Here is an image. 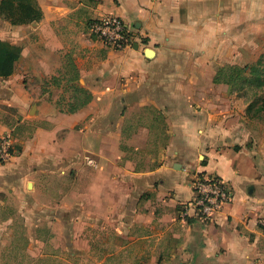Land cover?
<instances>
[{"label": "crops", "instance_id": "obj_1", "mask_svg": "<svg viewBox=\"0 0 264 264\" xmlns=\"http://www.w3.org/2000/svg\"><path fill=\"white\" fill-rule=\"evenodd\" d=\"M104 15L130 47L89 34ZM263 58L264 0H0V245L31 264H264L262 99L219 78ZM195 173L232 188L207 222L178 216Z\"/></svg>", "mask_w": 264, "mask_h": 264}, {"label": "built area", "instance_id": "obj_2", "mask_svg": "<svg viewBox=\"0 0 264 264\" xmlns=\"http://www.w3.org/2000/svg\"><path fill=\"white\" fill-rule=\"evenodd\" d=\"M88 32L105 47L122 50L132 44L133 30L120 17L104 15L90 22ZM13 154V142L10 134L0 138V162L7 161ZM86 163L95 167V161L84 156ZM192 196L178 207V216L207 222L211 215L232 199V188L227 180L217 175L195 173L190 180Z\"/></svg>", "mask_w": 264, "mask_h": 264}, {"label": "rangeland", "instance_id": "obj_3", "mask_svg": "<svg viewBox=\"0 0 264 264\" xmlns=\"http://www.w3.org/2000/svg\"><path fill=\"white\" fill-rule=\"evenodd\" d=\"M263 61H264V58H263ZM263 64L264 63H262V64L257 63L255 65V67L262 69ZM245 67L247 68V70L245 69V71L241 74V76L236 78L235 86L237 88L238 87H242V88L243 87H245V88L246 87H248V88L252 87V90L254 87L257 86V88L259 90L256 93H254L253 95H255V98H257L258 100L264 99V97H262L264 95V90L262 89V85H260V86L258 85V80L260 78L257 76V74L255 72H253V70L251 69L250 66L245 65ZM225 70H227V72H231V69H228L227 67H225ZM245 73H246V75H245ZM249 73H251V75H249ZM250 94L251 93L249 91L247 93H244L245 96H249ZM17 227H18V224H17ZM4 237H6V236H4ZM6 239L8 240L9 237L7 236L6 238H4V241ZM8 248H9V244L2 243L0 245V249L5 250V251L0 252L1 264H31L30 261H27L26 258L23 257V254L21 252H9L7 250ZM41 264H46V263H41ZM66 264H68V263L66 262Z\"/></svg>", "mask_w": 264, "mask_h": 264}, {"label": "trees", "instance_id": "obj_4", "mask_svg": "<svg viewBox=\"0 0 264 264\" xmlns=\"http://www.w3.org/2000/svg\"><path fill=\"white\" fill-rule=\"evenodd\" d=\"M8 58H10V57H8ZM10 61H9V59H8V61H7V59L3 60L2 62L0 61V70L2 71L1 73H7L9 71V69H6V66L9 65ZM229 69H231L230 73H224L223 68L219 69V76H221L219 78L222 79L224 82H227V83H232V81L234 79H236L237 77H240V75L244 71V68H237V67H230ZM251 69L260 78L258 80V85L259 86L263 85L264 84V66L262 69L257 68L255 66H253ZM217 80H218V78L215 77V81H217ZM89 98H90V96L85 93L83 96V99H82V103H85ZM260 109L263 110V112H264V99H262V101L260 103ZM74 110H75L74 108H71L68 111H74Z\"/></svg>", "mask_w": 264, "mask_h": 264}]
</instances>
